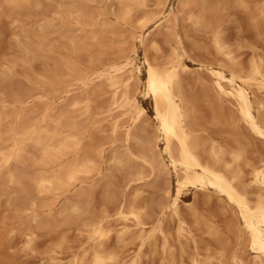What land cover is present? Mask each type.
Returning a JSON list of instances; mask_svg holds the SVG:
<instances>
[{"label":"bare ground","instance_id":"bare-ground-1","mask_svg":"<svg viewBox=\"0 0 264 264\" xmlns=\"http://www.w3.org/2000/svg\"><path fill=\"white\" fill-rule=\"evenodd\" d=\"M247 1H253V0H247ZM27 2H31V1L30 0H0V6L7 5L12 10V9L21 8ZM116 2L119 4V18L121 20L128 22L136 18V21L137 22L139 21V23L141 22L142 26L148 23L146 21L150 18L148 17L149 16L148 7L150 0H116ZM157 2H158L157 4L162 5L163 8H165L169 0H158ZM179 2L182 8L184 7L187 8V6H192V5L195 6V9L190 7L192 11L194 10L195 12H191V14L189 15V18L191 20H194V23H196L201 27H209V28H211L212 27L211 25L214 24L213 26L215 27L214 29L216 30L217 26L215 25L218 24L216 22L222 18V14L224 13L223 11H225L226 7L230 5L229 3L231 2V0H179ZM59 10H60L59 13L61 15V20L59 23L54 21H47L43 24H40L39 30H36L37 26L36 27L34 26L35 30L33 31H24L23 35L25 39L26 38L30 39L29 42L32 41V43H30V45L23 44L24 46H22V52H21L22 56L17 57V59L20 58L19 61H22L23 64L26 61L33 62L41 57L42 58L49 57L52 55V54L50 55L49 53L54 52L56 48H57L56 51H58V47L55 45L56 48H54L53 44L50 45L49 48L47 49L45 48V46L48 45L46 41L47 39L46 34L40 36L38 34L39 31H42L43 33H47L46 31L50 30L51 28H54L55 33L56 34L58 33V36H60L61 38L63 37L65 43L67 41L75 52L80 50H82L83 52V50L87 46L86 43L88 39L89 40L93 39L94 41L97 42L101 41L100 40L101 31L99 28H94V21L91 20H95L93 18L95 14L93 13V11H90L91 10L90 8L88 9L87 0H61L59 3ZM260 13L262 18L264 19V6L260 9ZM256 15H258V12ZM261 16H259V18ZM208 17L209 19L212 17L211 18L212 22L208 19ZM163 18L164 20H162L159 24L167 23L169 21L172 22V19L177 21V17L176 15H173V13H168ZM71 19H74L75 21L74 25L73 24L71 25L70 22ZM108 24L103 23L102 26L104 25L108 26ZM174 26L172 27L174 28ZM86 27L87 28L93 27V32L90 34L84 32L86 30ZM169 27L170 26H168L167 28ZM75 29L79 31L82 30L83 31L82 35L75 36L76 34L75 35L73 34V32L76 31ZM181 37L179 35V31H174L173 42L175 43L173 46H171L172 47L171 56L168 58L167 61H165V63L157 64L153 62L151 59H149L146 55L144 56V64L146 65V72H145L146 78L144 82L141 81V83L139 84L143 83L141 85L143 86L141 92H144V94L148 95L153 102V106H154L153 120L156 124V128L154 130L152 129L153 134L148 133V127L146 129H142V124L145 123L143 122L141 124V128H138L137 126L136 129L133 131V133H128L127 135V140L132 139L133 142L137 144L138 146L137 151H135L134 153L131 151L133 150L132 146L135 145V144L134 145L131 144L132 145V146L130 145L131 150H128L126 148L127 149L126 154L120 153L119 149L116 147L119 152L114 151L115 153H113L111 156L109 155L110 156L109 160L111 161V163L115 165L116 168L123 169V171H125L126 173V176L130 178V181L131 179L134 180L144 179L147 176V168L148 169L150 168L151 172L155 176H160L162 174H165L168 176V178L172 177V172H174L176 177L175 186H173V184L171 183L170 178L167 179L168 181H166V183L164 182L165 183L164 191H166V197L162 199L160 203H158V208H159L158 214L160 215V219L159 222H155L156 223L155 225L151 224L152 226L149 229L146 227V225L148 224L144 222V215L147 214V210H148L145 206H143L144 204L138 205L135 202H131L132 200L129 201V198L128 200H126V198L124 200H118L119 195L117 196L118 193L116 194L115 190L108 189L106 193V198L109 200H113L114 202L117 203V205L115 203L116 205L115 209L117 211V213L115 214H117L119 219H121V221H123L124 223L122 226L118 224V226L120 225L121 228L117 230H115V228L118 227L117 226L115 227V223H114L116 222V218L114 219V222H112L111 221L112 215L109 214L110 212L108 213L109 210L107 211V209L105 210L103 209L102 211L104 212L103 215L94 214L95 216L92 215L93 216V217L91 216L92 218L86 217L91 212L89 211L90 202L88 201V203L86 202L87 205H83L82 201L84 202V200H81L83 199L82 197L83 195L85 196L88 195L86 193L87 191L86 189L85 192L79 191L77 193L78 199L76 198V200H70L63 208L62 207L60 208L61 210L57 209L58 211L56 210L54 211L52 209L51 204L47 203L45 200H42L43 202L39 201L40 199L39 197L60 193V191H62L63 188L69 186H70L69 188H71L72 185L74 186V184H76L79 180H82L83 177L89 176L95 171L96 172L99 171L98 168L100 169L99 163L101 160L100 158L102 152H98L100 150L97 151L98 147L100 146L87 148V144H86V147H83L85 145V144L83 145V141L85 138L86 131H88L87 129H89V126H91L90 125L91 118L88 119L89 123L86 122L87 120L79 121L77 119L78 117L77 112L79 114V111H81L84 108L83 106L81 110L77 109L80 103L82 102V100L81 102L79 101L78 98L76 100L75 99L72 100L71 101L72 103L70 105H72L74 109L72 108V110L70 109L64 110L63 108V110H60L57 113H54L55 111L53 112V109H51L50 106H48L49 108H46V112L41 119V124L39 125L34 121L35 120L33 116L34 110L25 108L27 107L26 104H24L25 107L22 108L20 107V109L17 108L19 104L24 103L25 96L27 94L22 93L21 91H13L11 89L6 90V88L8 87L7 83L11 81V72L9 73L10 69L8 65L6 70L2 69L1 71L0 69V177L5 175L3 177H5L6 182L10 183L11 185L17 184L20 187H23V190H25V192H27L26 190L29 188L28 185H30V187L32 185L35 191L33 192L36 193V195H32L30 193L29 196L24 195L23 197L13 196L14 197L13 199L9 197V199L12 201L11 203L13 204V208H15L14 210L15 214L13 213L14 216L12 220L16 221L17 222L16 224L18 226V229L16 228L13 229L18 230L17 232H19V234L21 235L20 237H23L24 239L23 240L24 245L22 247L23 252H26L27 250L33 251L35 249L37 239L40 236L38 231L41 229L48 230L49 228L54 232L61 231V233L62 232L64 233L60 237V241H58V243L56 244L57 248L55 247L56 249L53 250L54 253L56 254H60L62 252L63 246L68 240L67 232L69 233L70 231H76L77 235L85 237L84 239H86L87 241L86 240L85 241L86 243H88L87 247H84L83 249L81 248L82 249L81 251L79 250L80 252L76 254L75 252L72 253L74 255H72L70 260L66 263H64L62 259L56 255V259H58V261H61L59 262L60 264H142L141 254L136 253L137 252L136 250L134 251L135 254L134 255L132 254V257L129 258V260H124L120 255L121 253L118 247H124L128 238H132V239L136 238L141 241L140 247L142 248L147 242H149L150 238L154 236L155 233H157V231L163 232L161 226L163 217L166 216L167 214L169 215V213L170 215L171 213H173L174 215L180 217L179 208H180V202H183L182 197H183L184 189L187 186H194L196 188L202 189V191L206 189L211 190L220 197L219 200L225 201L227 203L226 205L229 208L231 207L233 209L232 216L234 214V220L237 221L235 223L234 222L229 223L228 225L229 230L235 233L237 237L236 239L239 240V238H242L241 239L242 241L240 242L241 244L237 243L238 250L235 252L233 256H231L232 262L236 264H264V155L263 154H262L263 156L260 155L259 158L251 157L252 159L251 160L249 159L250 156L248 158V154L246 155V151L244 149L246 147H243L242 146L243 144L241 145L243 141H241V143L240 141H238V139L241 138L240 136L239 138L237 137L238 139L236 137L235 139H232L236 142V145L234 147L228 148L224 146V144H221L219 142L216 141L210 142L211 140L206 138L207 135H204L203 131L199 130L198 126L196 125L198 122L195 121L197 118L193 120L194 116H192L193 114L192 108L189 105V102L191 101L187 102L183 91L182 73L191 72L190 67L185 63V58L186 59L187 57L190 58L191 55L188 56L187 50H185L184 47L185 44L183 45L184 42H182L184 38L183 40H181L182 39ZM21 38L19 36V38L17 39L20 40ZM212 40L218 52L223 54L224 57L226 58L225 61L223 60V64H220L218 66L216 65L217 67H213V66L207 67V74H208L207 76L211 80L209 81L210 82L209 86H207L208 84L206 85V83H204L206 86L204 88L206 90L208 91L213 90L215 93L213 101L216 104L214 105L212 104L213 106H215V110H214L215 120H217V122L221 120L219 117L220 114L218 112L221 113L223 111L220 109L223 108L222 106H224V104L226 103L227 107L225 108L227 109L225 110L227 113L226 115L227 118L225 119L229 121L228 123L226 122L227 124L230 125V126L228 125L229 128L232 127L231 124H233L236 121V118L238 117V121L240 120V122H242L243 125H245V126L241 125L242 127L244 128L246 127V129L248 128L249 131H251L254 134L253 136H256L258 139H261L264 142V97H260V95L263 94L264 92V58L262 57V55L254 56L253 58H251V61H249L250 63L248 62L249 64L248 69L244 71L242 67H240L242 64L241 62L240 65L238 63H235L236 61H238L236 59H235L236 61L233 62L232 56L235 55L232 54V51H231L232 56H230V54L228 53V51L230 50L228 49L227 52L225 51L226 49L224 50L222 45L224 42H222L221 44L220 38L214 36ZM27 42L28 41H26V43ZM33 42L35 44L37 43V45H35ZM140 43L144 44L145 40H141ZM156 43L154 42L153 46L156 49H158ZM62 46L63 45L61 44L60 47ZM65 46L63 48H65ZM224 47L226 48V46ZM145 48L146 47H144L143 49ZM44 51L45 53L49 51V53L45 54ZM144 52H146V50ZM17 59L16 58L14 59L13 61L14 63L11 61L13 63V64L10 63L11 66L18 64ZM51 59H53V57ZM56 60L57 59H55L53 71L50 75H48L49 77L46 78V81L47 83H49L50 87L53 88L55 91L57 90L60 91L59 89L62 90L63 87L61 83L65 81L67 86V82L69 81L65 80V78L77 72L76 70L77 68L75 66L76 63L74 62L75 63L74 64L73 62H71L69 58L68 59L66 58L62 61H56ZM19 64L21 63L19 62ZM110 67L112 68V66ZM118 67L116 66V68ZM245 67L247 68V66ZM96 72L98 73L99 71ZM105 73H108V71ZM75 76H79V75H75ZM85 76L84 79L87 78ZM96 76L99 77V75ZM130 76L131 75H128V77ZM132 76L134 77V75ZM75 78H77L76 80L78 81V77ZM70 79L72 80L74 79V77ZM125 80L126 78H123L122 74L119 73L118 70H115L112 73H110L105 79L106 85L114 92L115 95L114 96L115 100L112 101L114 103L113 106L122 109L131 108V112L130 111L129 112L131 113L130 116L132 118H133L132 116L133 114H135L137 117L141 115L143 116L145 114V108L140 103V99H139L140 94L138 95L136 94L139 88L137 87L134 90H132L133 88H131V90L127 89L128 88L127 86H126L127 88H125V85H128L125 84ZM81 81L83 80L81 79ZM73 83L74 82H72L71 84ZM34 84L36 83L34 82ZM67 87L70 88L69 86ZM92 90L94 89L92 88ZM81 91H86V90H81ZM100 91L98 92L100 93ZM208 91H206L205 95H208L207 94ZM96 93H94L95 96H97ZM7 102L9 106L11 104L13 106L8 107ZM88 103L90 104V102ZM107 103L110 104V102ZM98 107H100V105H98ZM67 108H69V106H67ZM75 109H77V112ZM90 109L87 106L84 110V113L85 112L90 113L91 116V112H89ZM127 109L126 111L127 113H129L128 112L129 109L128 110ZM216 109L220 111H217ZM73 110H75V112ZM116 111H118V108H116ZM121 114H123V111ZM128 115L129 114H126V116ZM85 116H89V114ZM123 119L121 121H123ZM48 120H53L52 121L53 124H50ZM221 122L223 121L221 120ZM122 123L123 122H121V124ZM134 126L136 125H133V127ZM149 127L152 128L155 127V125ZM94 130L96 132V128H94ZM119 132L124 133L126 132V130L118 131V134ZM233 134L235 136V132L231 131L230 135ZM119 135H121L122 137L124 134L121 133ZM124 136L126 137V135ZM121 139L123 140V137ZM94 140L95 139H93V141ZM123 141L125 142V140ZM160 142L163 143L164 145L163 148L160 147ZM96 144L97 145L101 144V146L104 145L103 141L102 143L101 142L95 143V145ZM28 147H30L31 150L33 149L40 153L39 158L36 159L37 161L34 162H36L35 164L38 163V165L45 168L44 171L41 170L40 173H38L36 176H30L28 175L29 173L27 174V172L25 171L26 170L25 165L27 163L26 153L28 151ZM31 150H29V152ZM69 156H71L70 159H68ZM133 156L137 157L138 161L137 158H134ZM87 178L89 179V177ZM87 178L85 177L84 179ZM5 185H7V183H5ZM111 187L112 186H110V188ZM6 188L7 187H5L4 189L3 187L2 190H0L1 191L0 195L8 194L7 191L9 190L6 191ZM77 189L78 188L76 186V190ZM13 191L16 190L14 189ZM120 195L122 196L123 194ZM120 199H122V197ZM29 211L31 212L28 213ZM25 213L28 214L24 215ZM112 213L114 214L113 211ZM109 216L111 217L110 219H108ZM129 221H133L134 223L131 224ZM134 226L136 227L135 229H133ZM163 227H165V225ZM64 231L67 232L65 233ZM178 231L179 234H181V231L180 230ZM209 233L214 238L220 236L219 231H217L215 228H210ZM115 234H116V238H115ZM219 244L221 243L219 242ZM115 245H117L118 247L116 248ZM162 247H164V251L166 252V246L164 245ZM227 248L228 246L226 244L223 245L222 243L220 249L218 248V250H216L214 253L208 252L207 257H205L204 255L202 256L203 258L201 257L202 259L200 258L199 254L196 251V253L194 252L189 257V260L191 261V264H227V256H228L227 253L229 252L228 251L229 248L228 249ZM247 249L250 252V254L252 253L249 260L245 259L246 256L244 258V254L245 252H247ZM173 254L169 251V255L172 257L170 263L168 262L169 264H177V262L175 261L176 257L173 256Z\"/></svg>","mask_w":264,"mask_h":264},{"label":"rangeland","instance_id":"rangeland-1","mask_svg":"<svg viewBox=\"0 0 264 264\" xmlns=\"http://www.w3.org/2000/svg\"><path fill=\"white\" fill-rule=\"evenodd\" d=\"M30 1L31 2L25 3L21 8L12 9V10L7 5H4L6 7L2 5L0 6V69L1 71L2 69L6 70L7 65H8L10 69L9 73L11 72V81L7 83V86H8L7 88L9 89L6 88V90L11 89L13 91H21L22 93L27 94L25 96L24 103L19 104L17 108L20 109V107L21 108L25 107L24 104H26L27 107L25 108L34 110V114H33L34 119H35L34 121L38 123L39 125L41 124V119L46 112V108H49L48 106H50V108L53 109V112L55 111L54 113H57L58 111L63 110V108L64 110H69V109L72 110L73 107L72 105H70L72 103L71 102L72 100L74 99L76 100L77 98L79 99L80 102L82 100V102L80 103L77 109L81 110L84 106V108L81 110L83 112L78 110L79 111V114H78L77 109H75L78 115L77 119L79 121L87 120L86 122L89 123L88 119L91 118V121H90L91 126L88 125L89 129H87L88 131H86L85 138L83 141V145L84 144L85 145L83 147H86V144H87V148H92L94 146H97V147L100 146L98 147L97 151L100 150L98 152H102L101 158H100L101 160L99 163L100 169L98 168L100 172L97 171L99 174L95 171L96 174L94 172L92 173L93 175L91 174L89 176H85L86 178L89 177V179L88 178L84 179L85 177H83L82 180H79L76 184H74V186L72 185L71 188H69L70 186L63 188L64 190L62 189L60 193H57L58 195L51 194L48 196H44L45 198L39 197L40 199L39 198L38 199L40 202H43L42 200H45L47 203L51 204L52 209L54 211L55 210L58 211L61 207L63 208L70 200H76V198L78 199L77 193L79 191L85 192V189H86L87 190L86 193L88 195L85 193L87 196L83 195L82 196L83 199L80 198L81 200H84V202L82 201L83 205H87L88 201L90 202L89 211L91 212L86 217H91L94 214L103 215L104 213L102 212L103 209L104 210L107 209V211L109 210L108 213L110 212L109 214L112 215V216L110 215L112 217L111 221L114 222V219L116 218V222L114 223H115V227L116 226L118 227V228H115V230H117V229H120L124 223L123 221H121V219H119L117 214H115L117 213L115 209L117 203L114 202L113 200H109L106 198V193L108 189H111V190H115L116 194L118 193L117 196L118 195L120 196V197L118 196V200H124L125 198L126 200H128L129 198V201L132 200L131 202H135L138 205L144 204L143 206H145L148 209L147 214L144 215V222L148 224L146 225L148 229L152 225H155L156 224L155 222H159L160 215L158 214L159 212L158 203H160V201L166 197V191H164L165 190L164 186H165L166 181H168L167 179L170 178L171 183L173 184V186H175L176 177H175L174 172H172V177L168 178V176L165 174L160 175L161 176L160 177V176H155L151 172V169L147 168V176L144 179L142 180L131 179L132 181L131 182L130 178L126 176L125 171H123V169L116 168L115 165H113L109 159H110V156L113 153H115L114 151H117V152L120 151V153L126 154L127 152L126 150L127 149L131 150V146L134 144L135 145L132 146V149L133 150L135 149V150L134 151L131 150V151L133 153L137 151V147H138L137 144L133 142L132 139H131L132 141L127 140V135L128 133H133V131L136 129L137 126L138 128H141V124L143 122L145 123L142 124V129H146L148 127V133L153 134V130L156 128V124L153 120V117H154L153 102L148 95L144 94V92H141V89L143 87L141 85L143 83L139 84L141 83V81L144 82L146 78V73H145L146 65L144 64V56L146 55L149 59H151L153 62L157 64L165 63V61H167L168 58L171 56V53H172L171 46H173L175 43L173 42L174 41L173 39L174 31H179L180 37L182 36L181 40H183L184 38L182 42H184L183 45L185 44L184 47H185V50H187L188 56L190 55L192 56V57L190 56V58L187 57L188 60L185 58V63L190 67L191 72L182 73V82H183V91H184L185 99L187 100V102L191 101L189 102V105L192 108V112H193L192 116H194L193 120L197 118L195 121L199 123V124L198 123L196 124L199 130L203 131L204 135L208 136V137L206 136V138L211 140L210 142L216 141L221 144H224V146L228 148L234 147L236 145V142L232 139H235V137L239 138L240 136L241 138L239 139L237 138V139L238 141H240V143L241 141H243L241 145L243 144L242 146L246 147L244 149L246 151V155L248 154V158L250 156L249 159H251V157L259 158L260 155L262 154L264 155V142L261 139H258L256 136H253L254 134L251 131H249L248 128L246 129V127L245 128L242 127L241 125H243V123L240 122V120L238 121L237 116H236L237 117L236 121L233 124H231L232 126L231 128H233L234 126V128L236 129L233 128L234 129L233 130L229 128L230 125L227 124L229 121L225 119L227 118L226 116L227 113L225 110L227 109L225 108L227 107L226 103L224 104V106H222L223 108L220 109V110H223L221 112L222 115L220 112H218L220 114L219 117L223 122H221V120H219V122L215 120V116H214L215 106H213L214 104H216L213 101L215 93L213 90L208 91L204 88L206 87L204 83H206V85L208 84L207 86H209L210 85L209 81L211 80L207 76L208 75L207 67L208 66L217 67L218 65L223 64V60L225 61L226 59L224 55L218 52L217 48L215 47L214 42L212 40L214 36H217L218 38L221 39L220 41L221 44L222 42H224L222 44L223 48L224 50L226 49L225 50L226 52L228 51V49L230 50L228 51L230 56H232V54L236 56V57L232 56L233 62L238 60L235 63H238L239 65L241 62L242 64L240 67H242L244 71L248 69V66H249L248 62L251 61V58H253L254 56L262 55V57L264 58V22H263L264 19L262 18L261 13H260V9L264 6V0H258V1L256 0L255 1L254 0L253 1L231 0V2L229 3L230 5L226 7L225 9L226 12L223 11L224 13L222 14V18L216 22L218 24L215 23L216 24L215 26H217L216 30L214 29L215 27L213 26L214 25L213 23H212L213 25H211L213 28L212 27L211 28L201 27L197 25L196 23H194V20H191L189 18V15L191 14V12H195L194 10L192 11L190 7L195 9V6L192 5V6H187V8L186 7L182 8L179 0H169L165 8H163L162 5L157 4L158 0H150L149 7H148V12H149L148 17L150 18L148 19L149 21L148 20L146 21L148 23L145 24L144 26L141 25V22L140 23L139 21L137 22L136 18L128 22L121 20L119 18V4L116 2V0H90V1L87 0L88 9L90 8L91 9L90 11H93V13L95 14V16H93L95 20H91V21H94V28H99L101 31L100 33L101 41L97 42V41H94L93 39H90V40L88 39L86 43L87 46L83 50V52L82 50L75 52L73 48L70 46V44H68L67 41L65 43L63 37L62 39L60 36H58V33L57 34L55 33L54 28H51L50 30L46 31L47 33H43L42 31H39L38 34L40 36H43L46 34V38H47L46 41L48 45L45 46V48L47 49L50 47V45L53 44L54 48H56V46L58 47V51H56L57 50L56 48L54 52L49 53V51H47V53H45L46 51L45 50L44 51L45 54L49 53L50 55L51 54L52 55L51 56L48 55L49 57L38 58L37 60L33 62L26 61L27 64L26 62L23 64L22 61H19L20 58L17 59V57L22 56L21 52H22V46H24L23 44L30 45V43H32V41L29 42L30 39H27V38L25 39L23 35L24 31H33L35 30L34 26L35 27L37 26L38 28L36 27V30H39L40 24H43L47 21H54V22L59 23L61 20V15L59 13L60 11L59 3L61 0H30ZM256 11L258 12V15L261 16L260 18L258 15H256L257 14ZM168 13H173V15H176L177 21L172 19V22L169 21L167 23L159 24L162 20H164L163 17H165ZM211 18L209 19L208 17V19L212 22ZM70 22H71V25L72 24L74 25L75 23L74 19H71ZM103 23L105 24L109 23V24L108 26L107 25L102 26ZM171 25L172 26L175 25L174 28ZM168 26L170 27L167 28ZM75 30L76 31L73 32L74 35L76 34L75 36L82 35L83 33L82 30L80 31L77 29ZM84 32H86L87 34L92 33L93 27H88V28L86 27V30ZM18 35L20 36V38L23 37L20 39L21 41L17 39L19 38ZM106 37H109V38H106ZM141 40H145V43L144 44L140 43ZM26 41H28L27 43L29 44H27ZM154 42L155 43L157 42L156 44L158 46V49H156L153 46ZM59 44L60 46L61 44L63 46L60 47ZM35 45H37V43ZM64 46L65 48H63ZM224 46H226V48ZM144 47L146 48L143 49ZM127 50H128V53H127ZM145 50L146 52H144ZM151 51L153 52V54ZM231 51H232V54H231ZM52 57L54 60L51 59ZM15 58L17 59L18 64L11 66V64L14 63L13 61ZM66 58L67 59L69 58L71 62L76 63L74 64L77 68L76 69L77 72L65 78V80L70 82L69 83L66 81L67 86H69L70 88H68L66 86L65 81H63L61 85L63 87L65 86L64 87L65 89L62 86L61 87L64 92L61 89H59L60 91L58 90L55 91L53 88L50 87L49 83H47L46 78H48L49 77L48 75H50L53 71L55 59H57L56 61H62ZM19 62L21 64H19ZM110 66H112V68L114 66V68L112 69ZM116 66L118 68H116ZM245 66H247V68ZM106 70L108 71V73H105L107 72ZM115 70H118V72L122 74L123 78H126L125 84H128V85H125V88L128 87L127 89H130V90L131 88H133L132 90L136 89L137 87L139 88V90H137L139 93L137 92L136 94L137 95L140 94L139 95L140 103L145 108V114L143 116L141 115L137 117L135 114H133L132 115L133 118H132L130 116L131 108H128L129 110L127 108H124L125 109L124 110L122 108L115 106L116 108H118V111H116V108L113 106L114 103L112 102L113 100H115L114 92L105 83L106 77ZM96 71H99V72L97 73ZM82 73H85V74H82ZM75 75H79V76H75ZM83 75L84 76L87 75L85 76L87 78L84 79ZM96 75H99V77H97ZM128 75H131V76L128 77ZM132 75H134V77ZM72 76L74 77V79H72L73 81L70 79V78H73ZM75 77H78V81L76 80L77 78ZM81 79L83 81H81ZM34 82L36 84H34ZM72 82L74 83L71 84ZM85 83H87L88 85ZM92 88L95 91L92 90ZM81 90H86V91H81ZM205 90L208 91L207 92L208 95H205L206 93ZM96 91L98 94L96 93ZM98 91H100V93ZM109 91L113 93H110ZM94 93H96L97 96H95ZM261 95L260 97H264V92ZM82 97L83 98L86 97L85 99L87 100L83 99ZM88 102H90V104ZM107 102H110V104ZM97 104L100 105V107L101 106L102 107L101 108L98 107ZM12 106H13L12 104L10 106L8 104V107H12ZM67 106H69V108H67ZM87 106L89 107V109L90 107L92 109V110L91 109L89 110V112H91V116H90V113H86V112L84 113V110ZM109 107L111 108V110ZM112 108H113V111H112ZM126 109L128 110V112L129 111L130 112L127 113ZM75 110L73 111L75 112ZM216 110L220 111L218 109ZM122 111H123V114H121ZM124 112L129 115L126 116ZM87 114H89V116H85ZM134 118H135V121H134ZM122 119L123 121H121ZM52 121L53 120H48L50 124H53ZM121 122L123 123L121 124ZM124 122L126 126L124 125ZM133 125H136V126L133 127ZM153 125H155V127H152V128L149 127ZM94 128H96V132ZM126 128H129V129H126ZM149 128L151 131L149 130ZM118 129H121V130H118ZM230 129L232 132H235V136L234 134L230 135L231 133ZM122 130L123 131L126 130L127 132V133L121 132L122 134L126 135V137L124 135L122 136L125 142L121 139L122 138L121 135H119L121 133L119 132L118 134V131H122ZM91 131H93L94 133ZM231 136H234V137H231ZM92 138L96 140V141L94 140L95 143H100V142L102 143L103 141L104 145L102 146L101 144L95 145ZM126 140H127V143H126ZM163 146H164L163 143L160 142V147L163 148ZM116 147L119 149V151L117 150ZM29 148L30 147H28V151L26 153L27 163L25 165V169H26L25 171L27 172V174L29 173L28 175L30 176H36L38 173H40L41 170L44 171L45 168L38 165V163L35 164L36 162H34V161H37L36 159L39 158L40 153L38 151H35L33 149L31 150V148L30 149ZM29 150L31 151L29 152ZM133 157L137 158L135 156ZM70 158L71 156L68 157V159ZM137 161H138V158H137ZM109 166H112V167H109ZM3 176L0 177V190H2L3 187L4 189L5 187H7L6 191L7 190L9 191H7L8 193L7 195L6 194L0 195V264H45V263L46 264H60L59 262L61 261H58V259H56V255L59 258H61L64 263H66L70 260L72 255H74L72 253L75 252L76 254L80 252L84 247L88 246V243H86L87 240L84 239L85 237L77 235L76 231H70L69 233L67 231H64L65 233L67 232L68 234V238H67L68 240L64 244L62 252L60 254H56L54 253L53 250L57 248L56 244L58 243V241H60V237L64 233L63 232L61 233V231L54 232L53 230L48 228V230L41 229L38 231L40 236L37 239L35 249L33 251L27 250L28 252L27 251L23 252L22 247L24 245V241H23L24 239L23 237H20L21 235L19 234V232H17L18 230L13 229V228L18 229V226L16 224L17 222L12 220L15 214L14 212L15 208H13V204L11 203L12 201L9 199V197L13 199L14 198L13 196L23 197L24 195L29 196L30 193L32 195H36V193H34L35 191L32 185L31 187L30 185H28L29 190L28 189L26 190L29 193L28 194L27 192H25V190H23V187H20L17 184H16L17 186L15 184L11 185L10 183L6 182L5 181L6 179ZM126 178H128L130 182ZM127 181L129 182V184ZM5 183H7V185H5ZM10 186L12 189L10 188ZM76 186L78 188L77 190H76ZM110 186L112 187L110 188ZM14 189L16 191H13ZM13 192L16 194H14ZM120 194H123V195L121 196ZM121 197L122 199H120ZM219 199L220 197L214 192H212L211 190L206 189L202 191V189L196 188L194 186H187L183 192V197H182L183 202H180V208H179L180 217L174 215L173 213H171V215L169 213V215L167 214L166 216H164L162 219V223H161L163 232L157 231V233H155L154 236L150 238L149 242H147L148 244L146 243L142 248L140 247L141 241L136 238L134 239L128 238L124 247H118L117 245H115V247L116 248L118 247L121 253L120 255L124 260H129V258L132 257V254L133 255L135 254L134 251L136 250L137 251L136 253L141 254L142 264H169L172 258L169 255V251H170L172 254L174 253L173 256H175L176 258L175 257L173 258H175V261L177 262V264H185V263L191 264L189 257L194 252L196 253L197 251L200 258L204 255L205 257H207L208 252L214 253L216 250H218V248L220 249L223 243V245L226 244L229 248V249L227 248L229 251L227 253L228 254L227 264H236L232 262L231 256H233L235 252L238 250L237 243H240L242 241L241 240L242 238H239V240L236 239L237 237L235 233L229 230V226H228L229 223H233V222L235 223L237 220L236 221L234 220V214L232 216L233 209L231 207L229 208L226 205L227 203L225 201H221ZM146 201L148 202V204ZM112 211L114 212V214L112 213ZM30 212L31 211H29L28 213ZM28 213H25L24 215ZM110 216L108 217V219L111 218ZM156 218H157V221H156ZM129 222L131 224L134 223L133 221H129ZM118 224H120L121 226L120 225L118 226ZM164 225L165 227H163ZM135 228L136 227L134 226L133 229ZM210 228H215L217 231H219L220 236H218L217 238H214L213 236H211L209 233ZM178 230L181 231V234H179ZM115 238H116V234H115ZM219 242L221 244H219ZM163 244L166 246V252L164 251V247H162L164 246ZM251 254L247 249V252H245L244 254V258L246 256L245 259L249 260L251 257Z\"/></svg>","mask_w":264,"mask_h":264}]
</instances>
